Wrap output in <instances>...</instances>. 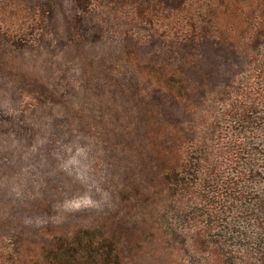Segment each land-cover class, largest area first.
Here are the masks:
<instances>
[{
	"label": "rangeland",
	"instance_id": "1",
	"mask_svg": "<svg viewBox=\"0 0 264 264\" xmlns=\"http://www.w3.org/2000/svg\"><path fill=\"white\" fill-rule=\"evenodd\" d=\"M88 229L264 264V0H0V264Z\"/></svg>",
	"mask_w": 264,
	"mask_h": 264
},
{
	"label": "trees",
	"instance_id": "2",
	"mask_svg": "<svg viewBox=\"0 0 264 264\" xmlns=\"http://www.w3.org/2000/svg\"><path fill=\"white\" fill-rule=\"evenodd\" d=\"M120 243L97 229L76 232L71 239L57 238L51 251L57 264H123Z\"/></svg>",
	"mask_w": 264,
	"mask_h": 264
}]
</instances>
